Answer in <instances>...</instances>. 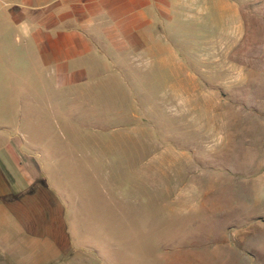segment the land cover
<instances>
[{
	"label": "rangeland",
	"instance_id": "obj_1",
	"mask_svg": "<svg viewBox=\"0 0 264 264\" xmlns=\"http://www.w3.org/2000/svg\"><path fill=\"white\" fill-rule=\"evenodd\" d=\"M242 6L251 27L243 52L258 45L247 62L256 72L251 81L210 90L209 105L198 99L188 107L154 106V116L98 122L95 129L80 115L84 107L48 104L56 93L25 70L23 52L3 32L10 8L0 3V137L28 141L21 144L27 155L38 147L36 173L67 206V230H47L38 196L30 216H18L22 235L2 228L0 264H264V0ZM88 133L97 134L82 137ZM94 142L111 146L109 162H91L85 146ZM175 148L187 150L177 163L163 153Z\"/></svg>",
	"mask_w": 264,
	"mask_h": 264
},
{
	"label": "crops",
	"instance_id": "obj_2",
	"mask_svg": "<svg viewBox=\"0 0 264 264\" xmlns=\"http://www.w3.org/2000/svg\"><path fill=\"white\" fill-rule=\"evenodd\" d=\"M252 2L255 0H0L10 8L3 32L7 29L23 52L25 70L41 75L56 93L48 104L84 107L88 111L80 115L84 113L83 120L94 123L95 129L98 122L154 116V106L188 107L198 99L209 105L210 90H235L236 84L251 81L249 75L256 72L248 69L247 62L256 57L258 45L254 38L256 42L243 52L250 26L242 4ZM8 55L17 56L11 50ZM198 90L205 92L195 96ZM97 105L124 109L99 113ZM61 115L71 135H80L74 122L65 119L68 115L63 111ZM25 142L21 138L18 144L8 134L0 137V233L9 227L11 234L22 235L18 216L29 217L38 196V209L48 219L45 229L65 232L67 206L53 193L49 180L36 173L39 168L33 153L40 155L38 147L31 146L32 155H27L21 149ZM88 144L85 148L92 154L93 164L109 162L111 146ZM69 150L75 151V147ZM61 151L65 154L63 148ZM163 153L177 163L186 158L187 150ZM27 236L29 241L34 239L32 243L38 241L36 236ZM55 249L61 251L53 245L51 250ZM10 262L24 264L25 260Z\"/></svg>",
	"mask_w": 264,
	"mask_h": 264
}]
</instances>
